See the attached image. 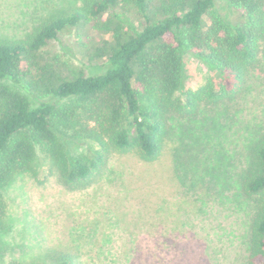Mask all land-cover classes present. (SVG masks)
Listing matches in <instances>:
<instances>
[{"label": "trees", "instance_id": "1", "mask_svg": "<svg viewBox=\"0 0 264 264\" xmlns=\"http://www.w3.org/2000/svg\"><path fill=\"white\" fill-rule=\"evenodd\" d=\"M78 1L42 19L24 38L0 40V231L8 226L1 191L32 167L36 149L64 186L79 191L112 155L154 162L182 126L206 123L207 132L217 126L215 142L231 130L224 175L247 209V264H264V123L253 133L231 126L242 114L249 83L264 72V0H222L236 21L216 10L218 0ZM66 35L73 51L61 43ZM185 54L215 77L179 94ZM83 62L101 66L88 72ZM78 141L96 149L72 156L68 144ZM199 191L205 194L207 186L198 184ZM101 236L97 254L104 264L111 237ZM156 248L168 257L177 244L166 239ZM52 251L50 264H73L80 254L64 242Z\"/></svg>", "mask_w": 264, "mask_h": 264}, {"label": "rangeland", "instance_id": "2", "mask_svg": "<svg viewBox=\"0 0 264 264\" xmlns=\"http://www.w3.org/2000/svg\"><path fill=\"white\" fill-rule=\"evenodd\" d=\"M79 4L78 0H0V40L22 39L42 19ZM216 10L237 19L222 0L216 2ZM71 37L63 36L66 52L73 51ZM60 49L64 50L58 45L56 50ZM84 66L96 72L101 63ZM183 68L179 94L215 77L204 62L189 54ZM257 75L260 78L249 83L250 94L240 100L243 111L232 122L234 130L247 128L253 133L264 123V72ZM4 83L19 89L10 81ZM182 127L180 134L169 137L156 161L114 154L107 168L79 191L64 186L51 161L36 149L32 167L1 191L8 226L0 231V264H50L48 256L59 242L78 247L73 264H102L97 254L101 235L111 237L104 246L110 255L104 264H247V209L237 195L240 191L224 175L231 130L215 142L211 134L217 133V126L210 124L208 132L206 123ZM93 148L96 145L88 141L68 144L72 156ZM201 183L208 191L194 193ZM166 239L177 244L168 257L156 248Z\"/></svg>", "mask_w": 264, "mask_h": 264}]
</instances>
